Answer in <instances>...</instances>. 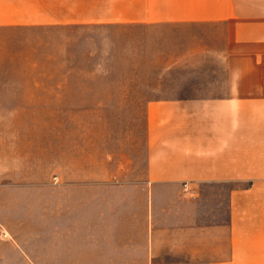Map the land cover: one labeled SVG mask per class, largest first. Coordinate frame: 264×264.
I'll use <instances>...</instances> for the list:
<instances>
[{
    "label": "crops",
    "instance_id": "0c3cea01",
    "mask_svg": "<svg viewBox=\"0 0 264 264\" xmlns=\"http://www.w3.org/2000/svg\"><path fill=\"white\" fill-rule=\"evenodd\" d=\"M95 22L154 26L170 47L155 75L122 78L155 85L135 166L84 169L61 93L4 87L0 229L41 230V264H264V0H0V29Z\"/></svg>",
    "mask_w": 264,
    "mask_h": 264
},
{
    "label": "rangeland",
    "instance_id": "374dc122",
    "mask_svg": "<svg viewBox=\"0 0 264 264\" xmlns=\"http://www.w3.org/2000/svg\"><path fill=\"white\" fill-rule=\"evenodd\" d=\"M162 38L154 26L107 22L68 24L59 34L42 28L0 29V79L21 82L2 80L0 92L4 87L31 91V86L60 92L66 108L60 120L66 124L68 142L82 138L84 169L93 159L125 176L133 170L135 154L144 143L142 98L154 93L155 85L123 84L122 78L160 71L156 66L171 55ZM49 76L64 78V83L55 87L30 83L34 77ZM68 170L74 171L73 162ZM14 239L8 229H0V264H41L33 259L41 257V242H33L41 241V230L30 235V243Z\"/></svg>",
    "mask_w": 264,
    "mask_h": 264
}]
</instances>
